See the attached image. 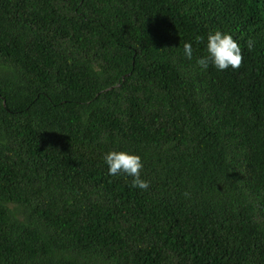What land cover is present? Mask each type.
Segmentation results:
<instances>
[{
	"label": "trees",
	"instance_id": "16d2710c",
	"mask_svg": "<svg viewBox=\"0 0 264 264\" xmlns=\"http://www.w3.org/2000/svg\"><path fill=\"white\" fill-rule=\"evenodd\" d=\"M0 264H264V0H0Z\"/></svg>",
	"mask_w": 264,
	"mask_h": 264
},
{
	"label": "clouds",
	"instance_id": "9594fccd",
	"mask_svg": "<svg viewBox=\"0 0 264 264\" xmlns=\"http://www.w3.org/2000/svg\"><path fill=\"white\" fill-rule=\"evenodd\" d=\"M197 41H204L206 55L196 59V64L201 69H207L209 64L217 71L226 69H237L240 66L242 55L237 40L229 32L214 30L207 33L206 37H196ZM250 50L254 41L245 42ZM182 55L193 59V48L191 42H184ZM104 164L107 166V173L110 176L123 174L131 177V187L145 190L149 187L148 181L141 178L140 170L143 167L141 157L135 153L123 150H110L103 154Z\"/></svg>",
	"mask_w": 264,
	"mask_h": 264
}]
</instances>
